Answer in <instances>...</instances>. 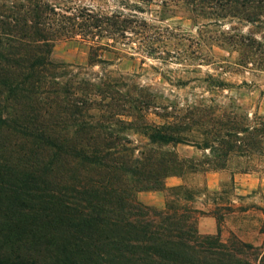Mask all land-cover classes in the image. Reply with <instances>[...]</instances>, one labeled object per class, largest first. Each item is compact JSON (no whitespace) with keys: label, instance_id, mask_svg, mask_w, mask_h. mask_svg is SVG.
<instances>
[{"label":"trees","instance_id":"1","mask_svg":"<svg viewBox=\"0 0 264 264\" xmlns=\"http://www.w3.org/2000/svg\"><path fill=\"white\" fill-rule=\"evenodd\" d=\"M24 1V11L0 8V264H264L251 244L221 241V218L195 208L184 185L169 189L162 210L137 199L166 190L169 177L223 171L257 153L264 115L251 126L237 113L203 120L196 110L179 123H123V114L93 107L86 88L62 81L68 65L50 60L56 37L42 22L46 7ZM211 2L220 18L256 24L264 16V1ZM254 44L246 46L259 50ZM146 101L132 102L128 116L139 119ZM128 131L144 137L141 150ZM177 145L202 159L155 148ZM206 215L217 219L215 235L198 232Z\"/></svg>","mask_w":264,"mask_h":264},{"label":"rangeland","instance_id":"2","mask_svg":"<svg viewBox=\"0 0 264 264\" xmlns=\"http://www.w3.org/2000/svg\"><path fill=\"white\" fill-rule=\"evenodd\" d=\"M190 1L38 3L46 7L45 28L56 37L50 60L68 65L59 70L62 81L86 88L93 107L123 114L118 117L123 123L135 125L143 120L155 125L179 123L187 112L196 110V118L203 120L237 113L242 124L251 126L257 116L264 115V16L249 24L238 18H220L212 0ZM28 6L24 0H0L5 14L12 7L24 11ZM253 41L259 50L246 46ZM91 59L103 62L91 65ZM140 97L150 105L137 111L140 118L135 120L128 114L132 102L139 103ZM127 137L139 150L145 146L144 137L131 133ZM155 148L195 161L203 155L185 145ZM242 169L247 172L240 173ZM169 178L164 181L166 190L140 192L138 201L164 209L172 198ZM175 178L193 193L195 208L221 218V241L235 236L264 252V143L249 158L232 159L226 170ZM215 217H199L200 235L217 233Z\"/></svg>","mask_w":264,"mask_h":264},{"label":"crops","instance_id":"3","mask_svg":"<svg viewBox=\"0 0 264 264\" xmlns=\"http://www.w3.org/2000/svg\"><path fill=\"white\" fill-rule=\"evenodd\" d=\"M214 175H217V174L215 173ZM168 182H170L169 184L171 186H173V187L181 185V180L178 179V178H175V177L169 178ZM208 188H209V190H214L215 189V187H213V186H208ZM209 234H211V232H209Z\"/></svg>","mask_w":264,"mask_h":264}]
</instances>
